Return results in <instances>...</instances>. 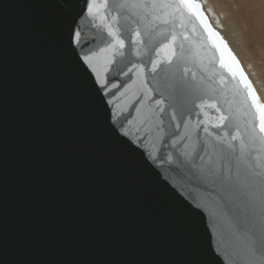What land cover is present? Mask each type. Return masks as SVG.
Returning a JSON list of instances; mask_svg holds the SVG:
<instances>
[{
    "label": "water",
    "instance_id": "1",
    "mask_svg": "<svg viewBox=\"0 0 264 264\" xmlns=\"http://www.w3.org/2000/svg\"><path fill=\"white\" fill-rule=\"evenodd\" d=\"M122 2L102 9L126 45L107 74L121 88L102 99L94 75L68 53L70 22L94 50L111 39L87 16L85 0H0V264H248L240 228L246 189L213 175L227 163L217 138L248 143L258 123L249 90L223 66L232 63L229 50L264 101L201 0L200 16L170 0L133 16L139 10L115 7ZM137 30L138 49L128 44ZM172 35L179 58L151 72L148 61L163 57L156 49ZM141 62L151 100L136 86L124 90L137 69L124 73ZM180 81L196 95L178 94ZM213 104L228 116L223 128L213 127L219 113L206 106ZM181 109L183 122L179 114L172 120ZM254 152L264 155V144L257 141ZM210 246L219 249L215 260Z\"/></svg>",
    "mask_w": 264,
    "mask_h": 264
},
{
    "label": "snow or ice",
    "instance_id": "2",
    "mask_svg": "<svg viewBox=\"0 0 264 264\" xmlns=\"http://www.w3.org/2000/svg\"><path fill=\"white\" fill-rule=\"evenodd\" d=\"M172 6L175 7L178 11L183 9H188L194 15L200 16V5L196 0H170ZM108 5V0H85V7L87 9V16L92 17L93 19H99L102 22V26L107 30V34L111 37L110 40H107L104 47L94 50L91 48V42H85L84 37L82 36L81 28L79 23L70 22L67 29V46L69 55H75L79 58L82 66H86L85 71L90 70L94 75L95 79L93 80L94 85H98L96 88L97 93L101 94V98L104 99L107 97L108 93H111L113 97L116 96V92L113 90H118L121 88V85L115 81H110L108 78V72L110 71V66L115 61V56H123L124 52L121 51L125 48V40L121 38L119 29H117L114 24L107 22L108 17L102 13V9H106ZM115 7L120 8L121 10L127 9L132 11L133 9L139 10L132 11V15H143L146 16L152 11H155L157 8V0H123L122 3L115 5ZM79 19L82 21L84 16L80 13H77ZM69 21H75V17L71 13L68 14ZM113 22H115L116 17H112ZM201 22L207 23L201 17ZM213 36H218L214 30L209 29ZM146 34V33H145ZM135 39L132 37L128 38L129 46H135L138 49L139 45L144 43V40L141 36V31L137 30L134 33ZM187 39V37H183ZM177 36L172 35L170 39L167 40L166 44H162L159 48L156 49L157 53H164L163 57L160 55L157 56L155 61L149 60L148 63L151 65L150 71L155 73L157 71L164 72V69L161 68L162 64H173L177 60ZM223 45V40L221 39L220 44L217 47ZM182 47V45H181ZM137 56L141 55L139 50H136L135 53ZM229 57L232 63H224L223 66L235 77L239 75L240 79L244 82L245 88L248 91V95L251 98L250 107L255 109L253 113L254 120L258 119V123H254L253 128L250 132V139L248 143H244L243 138L239 135H233L231 140H225L223 138H217L219 144H226V148H220L219 158L220 160L226 161L227 163H221V166L218 170L213 172V175L221 184L229 186H242L246 191L242 192L241 195L244 197L245 212L246 217L241 223L240 228L245 233L246 244L244 247V255L248 260V264H264V155L257 154L254 152V146L257 141L264 144V103H261L258 95L254 90H251V84L247 80L246 74L243 72L242 68L239 65V61L236 57L231 54L229 50ZM103 58L104 63L101 66L99 60ZM235 65V68L233 67ZM133 68L137 69V72L134 73L137 79L133 80L131 84L126 85L125 91L131 89L133 86H136L137 89L144 93L146 99H152L153 89L147 86V83L144 78L143 72V62L138 64H133L127 72L124 73L125 76H128L129 73L133 71ZM185 72H191V69H184ZM195 74L193 73V76ZM155 77H153V83H155ZM176 92L180 95H183L186 92H191L192 95H196L195 86H191L186 82L180 81L174 85ZM159 89L157 88V92ZM123 95V92L120 93ZM110 104H115L113 100L109 99L107 101ZM154 103L159 107V112H164V108L161 106L164 104L163 99H157ZM208 107L215 108L216 112L219 113L217 117V123L213 125L215 128H223L225 126V121L228 120L226 116L219 107L215 104L206 105ZM173 108L176 106L173 105ZM179 114L181 122H183L184 116L187 114L186 110L181 109L178 113L177 111H172L170 117L172 120H175ZM111 115H115L110 113ZM117 123L120 124V127H123V124L120 123L119 115H115ZM180 124L178 123L176 127L178 128ZM258 129V132H257ZM204 132H209L208 128L202 129ZM127 135V133H125ZM209 135H214L209 133ZM183 139V137H181ZM233 141H240L239 146L235 145ZM176 141L173 142L175 144ZM201 151H207L206 148H201ZM201 159L202 157H197ZM241 161L244 162L243 172L241 170ZM257 187L259 188V194L257 195ZM209 256L215 260L219 257V249L216 246H210Z\"/></svg>",
    "mask_w": 264,
    "mask_h": 264
},
{
    "label": "rangeland",
    "instance_id": "3",
    "mask_svg": "<svg viewBox=\"0 0 264 264\" xmlns=\"http://www.w3.org/2000/svg\"><path fill=\"white\" fill-rule=\"evenodd\" d=\"M220 14L230 17L232 11L237 34L245 55L252 60L264 79V2L262 0H216ZM261 1V2H260ZM213 6V3L210 2ZM226 14V15H225Z\"/></svg>",
    "mask_w": 264,
    "mask_h": 264
},
{
    "label": "bare ground",
    "instance_id": "4",
    "mask_svg": "<svg viewBox=\"0 0 264 264\" xmlns=\"http://www.w3.org/2000/svg\"><path fill=\"white\" fill-rule=\"evenodd\" d=\"M204 4V7L209 14L211 21L213 24L219 29L222 35L225 37L227 42L229 43L231 49L239 58L241 64L243 65L245 71L247 72L248 76L252 80L253 84L255 85L259 95L261 96L262 100L264 101V79L261 76L257 67L252 63L242 49L241 41L239 39V35L237 34L236 29V22L235 17L231 11L230 17H233L231 22L229 21L230 18L227 16L225 17L224 14H220V7L216 0H201ZM264 2V0H262ZM213 3V6L211 3ZM261 2V1H260ZM264 5V4H263ZM226 15V14H225ZM234 27L236 29H234Z\"/></svg>",
    "mask_w": 264,
    "mask_h": 264
}]
</instances>
